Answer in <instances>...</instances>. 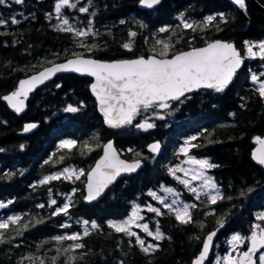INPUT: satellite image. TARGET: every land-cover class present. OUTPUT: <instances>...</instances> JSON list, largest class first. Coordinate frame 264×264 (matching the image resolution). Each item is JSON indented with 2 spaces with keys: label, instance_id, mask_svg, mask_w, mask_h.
Segmentation results:
<instances>
[{
  "label": "trees",
  "instance_id": "trees-1",
  "mask_svg": "<svg viewBox=\"0 0 264 264\" xmlns=\"http://www.w3.org/2000/svg\"><path fill=\"white\" fill-rule=\"evenodd\" d=\"M258 1L264 7V0ZM71 2L77 7H64L59 14L55 12L57 0H25L23 4L8 0L6 5H0V16L9 19L15 15L21 21L0 26V202L7 205L0 208V218L21 217L19 224L11 225L5 234L9 242L0 244V264H40L41 260L52 264L53 257H58L56 264H119L120 261L124 264H191L207 233L219 227L217 222L222 220L224 226L216 238L213 255L206 262L215 264V256L222 258L224 239L232 226L239 229L241 236L249 237L253 225L264 223L257 218L264 210V168L251 155L255 137H264V98L258 95V85L250 78L252 73H264V59L246 58L234 82L223 92L202 89L179 101H171L170 110H164L165 119L154 118L156 127L148 130L134 125L150 112L137 116L132 125L107 128L90 90L92 78L89 76L72 73L57 76L32 93L28 109L21 116L13 112L2 97L14 91L22 77L69 56L87 54L118 59L153 53V48L159 53L162 48L156 45L157 39L174 44L169 51L171 54L214 37L223 38L234 41L246 57L245 41L264 40V10L250 0L246 1L245 8L229 0H162L149 9H143L139 0H92L90 5L88 0ZM85 6L89 11L80 12L79 8ZM220 13L224 14L223 19ZM181 15L189 22L204 21L209 15L216 16V20L203 31H193L183 28ZM58 17L68 18L69 25L81 30L87 29L91 21L97 35L77 37L74 32L61 31L53 27L60 24ZM161 27L170 30L161 33L158 31ZM130 31L138 35L133 48L128 50L123 44L133 39ZM57 84L61 87L57 88ZM69 104L80 107V111H64ZM27 123H35L37 127L25 132ZM204 130H207L204 135L194 141L201 146L190 153L219 165L208 173L225 199L211 206L203 193L201 199L196 200L168 171L184 156L178 151L179 143ZM111 137L116 139L126 157H143L145 167L121 178L99 201L87 204L83 200L87 171L101 154L104 141ZM65 139H75L77 147L61 148L60 142ZM156 139L164 142V149L153 155L147 151V145ZM85 141L93 151L83 149L81 154ZM68 165L82 167L84 175L79 179L61 178L48 184L39 183L43 177ZM176 175L180 176L178 172ZM162 186L175 189L184 201L197 205L190 209L193 223H181L148 194L157 192L168 202L170 194L166 196ZM72 189L77 190L74 195H71ZM66 195H71L70 218L63 214L52 216L57 206L67 202ZM229 196L232 199H227ZM52 199L57 200V205H50ZM41 204L43 208L39 207ZM135 204L141 206L140 215L144 217L138 223H148L154 231L155 222L159 220L165 235L164 240L156 241L143 229L133 226V231L146 245H159L154 252L145 254L135 237L117 233L107 224L108 220L126 219ZM147 204L161 208L165 214L157 217L147 211L144 207ZM37 220L43 223H36ZM82 220H95L100 227L83 237L80 242L84 248L65 253L63 250L73 241L52 238L82 233L84 226L77 223ZM25 223L29 225L27 229L23 228ZM63 224L70 227H61ZM18 230L23 234H17ZM72 257L75 259L71 260Z\"/></svg>",
  "mask_w": 264,
  "mask_h": 264
},
{
  "label": "snow or ice",
  "instance_id": "snow-or-ice-1",
  "mask_svg": "<svg viewBox=\"0 0 264 264\" xmlns=\"http://www.w3.org/2000/svg\"><path fill=\"white\" fill-rule=\"evenodd\" d=\"M16 4H23L25 0H14ZM161 0H139V3L146 5L148 8H152L154 5L160 4ZM240 8H245V0H234ZM8 0H0V5H6ZM92 0H88L90 5ZM64 7L76 8L77 4L72 3L71 0H57L55 4V12L60 13ZM80 12H88L87 6L80 7ZM94 16L95 13L93 12ZM219 16L223 19L224 14L220 13ZM51 17V14H49ZM60 24L53 27L58 28L64 32H74L77 37H86L89 34L95 36L96 32L92 30L91 21H89V27L85 30L77 29L69 25V19L66 17H58ZM183 28L193 29V31L199 29L203 31L216 20V16L209 15L204 21L201 22H189L184 19ZM21 21L16 18L15 15L9 19H5L0 16V26H7L9 23L12 25L19 24ZM124 23V21H121ZM141 24V27L144 25ZM169 27H161L158 31L161 33L168 32ZM138 35L136 31H130L129 36L133 38L129 42L123 44L125 49L131 50L134 44V38ZM172 35H175L173 31ZM169 40L172 36L168 37ZM194 39V38H193ZM179 40L176 41L178 43ZM246 47V57L242 56L240 51L237 50L233 43L215 40L207 43L204 47H192L188 51L177 52L171 58H168L169 51L174 48V44L170 45L162 39L156 40V45L162 48V51L156 53L153 48V54L147 57L139 56L135 59L117 60L113 62H102L95 59L84 58L83 56L76 55L73 59H68L65 63L54 64L51 67L44 68L37 75L31 76L29 79L21 80L19 87L16 91H13L10 95L4 96L10 106L16 112H23L25 109V101L28 98L30 92H32L38 85L43 84L46 80L50 79L53 75L64 71H74L81 74H89L95 77V82L91 84V89L99 99V110L103 113L105 121L108 125L119 128L125 125H132L137 116L144 115L141 122L136 123L134 126L138 129L148 130L156 127L155 119L163 120L165 115L161 114L159 110H168L171 108V101H179L181 97H184L186 93H190L194 90L201 88L214 89L216 92H223L233 81L238 69L244 63L245 58H261L264 59V40L259 42H244ZM91 51V49H89ZM158 56L160 58H158ZM264 73L257 75L251 74V80L258 85L256 92L261 98H264V79H261ZM57 88L61 87L60 84L56 85ZM83 104L81 102L80 107ZM80 107L69 104L65 107L66 112H78ZM232 115H235L234 113ZM155 118V119H154ZM37 127L36 124L30 123L24 127V131ZM202 131L199 135H193L188 137L183 145L179 148V152L182 153L187 159L183 162L188 165H194L195 168H185L181 165L170 167L168 171L170 174L178 180L181 184L187 188V190L195 195L196 200L201 199V193L207 197L208 206L215 205L218 201L225 199V196L220 190V187L215 182L214 178L208 175V170L219 167L218 164L211 162L208 158H197L189 155L193 148L200 147L201 145L194 143L199 136L204 135ZM98 141V136L96 137ZM255 140L260 147L253 154L254 158L261 165H264V139L257 136ZM23 147V146H21ZM60 147L71 150L77 147V141L75 139H65L60 142ZM104 154L97 161L96 165L87 175V195L86 200L92 201L99 197L105 188L108 187L121 173L132 172L140 167L141 161L136 160L129 163L120 159V155L113 145L112 141H108L102 145ZM149 150L152 153H158L160 151V142H154L148 145ZM87 149L88 152L93 151L88 142L85 141L82 148ZM2 151V149H0ZM129 152L134 151L128 149ZM139 155V153H137ZM63 157H61V161ZM177 172H182L184 178L177 176ZM84 175L83 169L64 168L62 171L52 175L43 177L39 181L40 184H48L53 180H59L61 178L65 180H72L73 178L79 179ZM190 177V178H189ZM193 181H202L199 189L192 186ZM51 191V190H50ZM76 189H72L74 195ZM163 191L171 193L174 197H179L180 193L176 192L171 187H164ZM150 196L154 197L169 213L174 214L175 218L183 224L193 223V217L190 209L196 208V204L182 203L176 199H173L171 203L166 202V198L158 195L157 192L149 191ZM71 195H66V201L62 205L57 206L51 213L52 216H69V209L72 207ZM232 199V197H227ZM12 203V201H8ZM50 205H57V200L52 199ZM7 205L0 202V208H5ZM39 207L43 208L41 204ZM148 212L155 213L157 217L163 216L165 213L161 211V208L147 204L144 206ZM141 206L135 204L132 209L131 215L123 220H108L107 224L111 229H114L117 233H124L129 237H135L136 243L140 246V250L145 254L154 252L159 248L158 244L148 243L146 245L145 240L141 236L133 231V226L143 229L144 233L148 236L154 237L156 241H162L165 239L164 233L160 229L159 220L155 222V230H150L148 223H138L144 219L140 215ZM212 214V213H208ZM70 218V216H69ZM257 218L264 220V212L257 214ZM21 221V217L18 215L9 216L7 218H0V244L9 242L5 238V234L9 231L11 225H18ZM36 223H43L42 220H37ZM77 223L83 224V232H73L68 235H59L52 238L54 241H73L68 248L63 251L67 253L69 250L82 249L85 247L82 241L83 237L90 234V230L99 229L100 225L95 220H82ZM219 227L224 226V222H217ZM28 223L23 225L24 229L28 228ZM34 226V225H33ZM203 227V225H200ZM61 227H70V225L63 224ZM217 228L216 231H218ZM216 231L207 235L206 241L203 244V249L199 255L195 258L193 264H204L205 259L209 255L210 247L212 245L213 237L216 235ZM17 234L22 235L23 231L18 230ZM14 239V237H13ZM170 239V238H169ZM199 239V237H196ZM250 239L251 246L247 251L242 252L238 256H233L229 253L221 260H217L216 264H264V227L260 224L253 226V231L250 237H243L239 233L235 234L231 238V244L233 249L238 245L243 244L245 240ZM259 253V254H258ZM83 257H81L82 259ZM31 259V258H29ZM58 257L52 258V264H56ZM74 260L75 257L70 258ZM40 264H44L41 260ZM119 264H124V261H120Z\"/></svg>",
  "mask_w": 264,
  "mask_h": 264
},
{
  "label": "water",
  "instance_id": "water-1",
  "mask_svg": "<svg viewBox=\"0 0 264 264\" xmlns=\"http://www.w3.org/2000/svg\"><path fill=\"white\" fill-rule=\"evenodd\" d=\"M161 1H162V0H161ZM229 1L232 2V3H233L234 5H236V6H239V5H237V4L234 2V0H229ZM246 1H247V0H245V4H246ZM250 1H252V2L255 3L256 5H258L261 9L264 10V7L260 4V2H259L258 0H250ZM140 5H141V7H142L143 9H149L146 5H142V4H140ZM154 6H155V5H154ZM215 40H220V41H224V42L233 43V44L236 46L237 50L240 51L241 55L244 56V55L242 54L241 50L237 47V45H236V43H235L234 41H230V40L223 39V38H218V39H215ZM215 40H213V41H215ZM213 41H211V42H213ZM209 43H210V42H209ZM204 46H206V44L203 45V46H199V47H204ZM190 49H191V48H190ZM190 49L181 50V51H188V50H190ZM181 51H177V52H181ZM177 52H175V53H173V54H171V55H168V58H171V57H172L173 55H175ZM152 54H153V53H149V54H145V55L143 54V55H138V56H134V57H126V58H118V59H102V58H98V57H95V56H92V55H87V54H76V55L83 56L84 58H90V59L99 60V61H102V62H113V61H117V60L135 59V58H137V57H139V56H145V57H147V56L152 55ZM76 55H72V56H69V57L66 58V59H63V60L56 61V62H53V63H51V64H48V65L44 66L43 68H41L40 70H38V71H36V72H33L32 74H29V75H27V76L22 77V78L19 80V82H20L21 80L29 79V78H30L31 76H33V75H37L40 71H43L44 68L51 67V66L54 65V64L65 63V62H67L68 59H73V58H75ZM158 58H160V57L158 56ZM244 64H245V60H244L243 65L241 66V68L238 69V71H240V70L243 68ZM238 71H237V72H238ZM65 73H72V74H77V75H81V76H89V77H91V78H92V82L90 83V90H91L92 94L94 95V97H95V99H96V102H97V108H98V111H99V113L101 114V116H102V118H103V120H104V124H105V126H106L107 128H109V129H119V128H121V127H119V128H115V127H112V126H110V125H108V124L106 123V121H105V117H104L103 113L99 110V99H98V97L95 95V93H94V92L92 91V89H91V84L95 82V77H93V76H91V75H89V74H81V73H77V72H74V71H64V72L56 73V74L53 75L50 79L46 80L43 84L38 85V86H37L32 92L29 93L28 98H27V100L25 101V109H24L23 112H19V113L16 112V111L10 106V104H9L6 100H4V99H3V100L7 103V105L9 106V108H10L13 112H15L17 115L21 116L24 112L27 111V109H28V102H29V99H30V97H31V95H32L33 92H35L38 88H41V87L44 86L45 84L49 83L50 81L54 80L57 76H59V75H61V74H65ZM236 74H237V73H236ZM19 82H18L17 88L19 87ZM233 82H234V78H233V81L231 82V84H232ZM231 84H230V85H231ZM230 85H229V86H230ZM229 86H228V87H229ZM17 88H16L14 91H16ZM201 89H208V88H201ZM198 90H199V89H198ZM198 90H194V91H192V92H190V93H186L185 96H187V95H189V94H192V93H194V92H196V91H198ZM12 92H13V91L4 94L3 97H4V96H7V95H10ZM185 96H184V97H185ZM3 97H2V98H3ZM184 97H181V99L184 98ZM134 121H135V120H134ZM134 121H133V123H134ZM27 124H30V123H27ZM27 124H26V125H27ZM34 124H35V123H34ZM125 126H128V125H125ZM125 126H122V127H125ZM33 129H34V128H33ZM33 129H31V130H33ZM31 130H29V131H31ZM29 131H28V132H29ZM261 139H264V137H261ZM108 141H112V142H113L114 147L116 148L117 152H118L119 155H120V159L125 160V161H127V162H129V163H132V162H134V161H136V160H140V161H141V165H140V167L137 168L135 171L121 173L120 176H118V177H117V178H116L111 184L108 185L107 188L104 189V191L102 192V194H101L99 197H97L95 200H92V201H88V200L85 199V197H86V195H87V188H86L87 179H86V183H85V194H84V196H83V200H84V202L87 203V204H91V203H94V202L99 201L100 199H102V198L108 193V191L112 188V186H113L114 184H116L121 178H123V177H127V176H132V175H134V174L140 172V171L145 167L146 161H145V159H144L143 157L128 158V157H126V156L123 154V152L120 150V148L118 147V145H117V143H116V139H115L114 137H111V138L105 140L103 144H106ZM157 141L160 142V145H161L160 151H159L158 153H152V152L149 150L148 145H150V144H152V143H154V142H157ZM148 145H147V151H148L149 153L153 154V155H158V154H160V153L162 152L163 148H164V143H163V141L160 140V139L153 140V141L149 142ZM259 147H260V145H259V144L257 143V141H256V144H255V146L253 147V149H252V154H251V155H252V159H253L257 164H259V163H258L257 160L254 158V155H253V154L256 152V150H257ZM103 154H104V150H103V147H102V152H101V154L96 158L94 164H93V165L91 166V168L87 171V175H88V173L92 170V168L95 167L97 161L101 158V156H103ZM259 165L262 166V167L264 168V165H261V164H259ZM217 228H219L218 231H216ZM217 228H215V229H213V230H211V231H209V232L207 233V235H208V234H210L211 232L216 231V235L213 237V240H212V245H211V247H210L209 255H208V257L205 259L204 264H206V262H207V261L212 257V255H213V249H214V246H215L216 238H217V236H218V234H219V232H220V230H221V227H217ZM207 235L205 236L204 242L206 241ZM204 242H203V244H204ZM250 246H251V241H250L249 247H250ZM202 249H203V245H202V248H201L200 252L202 251ZM200 252H199V253H200ZM199 253L193 258L191 264H193L195 258L199 255Z\"/></svg>",
  "mask_w": 264,
  "mask_h": 264
},
{
  "label": "rangeland",
  "instance_id": "rangeland-1",
  "mask_svg": "<svg viewBox=\"0 0 264 264\" xmlns=\"http://www.w3.org/2000/svg\"><path fill=\"white\" fill-rule=\"evenodd\" d=\"M261 79H264V77H261ZM170 109H168V110H165V111H169ZM160 112H161V114H163L164 115V110H159ZM187 138H185L184 140H182L180 143H179V147H178V151H179V148L183 145V143H184V141L186 140ZM180 153V152H179ZM189 155H192V156H195V157H197V158H204V157H199V156H196V155H194V154H191V153H189ZM182 158V161H179L178 163H177V165H181L182 167H185V168H189V167H192V168H195L196 166H194V165H188V164H186V163H183L186 159H187V157H185V156H183V157H181ZM66 167H68V168H75V169H77V170H79V169H83L82 167H76V166H74V165H68V166H66ZM66 167H64V168H66ZM64 168H62V169H60V170H58V172H60V171H62ZM57 173V172H56ZM179 173V175L182 177V178H184V174L182 173V172H178ZM208 175H209V173H208ZM190 178V177H189ZM201 183H202V181H193L192 182V186H194V187H197L198 189H199V186L201 185ZM164 187H169V186H162V191H163V188ZM166 193V192H165ZM168 194H170L169 195V203H171L172 202V200L173 199H176V200H178L179 202H182V203H188L187 201H184L183 199H182V197L179 195V197H174L171 193H166V196L168 195ZM132 212V211H131ZM131 212H130V214L129 215H131ZM261 212H264V210L263 211H261ZM257 224H260L261 225V227L262 226H264V223L262 224V223H257ZM254 226V225H253ZM252 226V227H253ZM240 235H241V232H240ZM251 236V235H250ZM249 236V237H250ZM244 237V236H243ZM245 241H247V240H245ZM220 245V244H219ZM240 245H238L235 249H233V247H232V244H231V237H225V239H224V246H223V254H221V256H222V258H224V257H226L229 253H231L233 256H235L236 254H238V247H239ZM222 258H220L219 256L217 257V256H215V260L217 261V260H221ZM216 261H215V264H216ZM224 264H226V261L224 262Z\"/></svg>",
  "mask_w": 264,
  "mask_h": 264
},
{
  "label": "flooded vegetation",
  "instance_id": "flooded-vegetation-1",
  "mask_svg": "<svg viewBox=\"0 0 264 264\" xmlns=\"http://www.w3.org/2000/svg\"><path fill=\"white\" fill-rule=\"evenodd\" d=\"M215 39H218V37H214V38H211V39H208V40H206V41H204V42H199L198 44H194V45H192V46H188V47H184V48H182L181 50H186V49H190V48H192V47H199V46H203V45H205V44H207V43H209V42H211V41H213V40H215ZM181 50H175V51H173L171 54H173V53H175V52H177V51H181ZM169 55H171L170 53H168ZM228 88V87H227ZM226 88V89H227ZM225 89V90H226ZM199 90H202V89H199ZM198 90V91H199ZM1 211V210H0ZM1 214H4L3 212H1ZM262 227H264V226H262ZM237 233H239L240 234V231H239V229H237V228H234L233 226H232V228H230V232L226 235V237H231L232 238V236L233 235H235V234H237ZM249 244H250V239H247V241H245L243 244H240V246L238 247V254H236L235 256H238L239 254H241L242 252H244V251H247V249L249 248ZM259 254V253H258ZM257 264H259V262H257Z\"/></svg>",
  "mask_w": 264,
  "mask_h": 264
}]
</instances>
